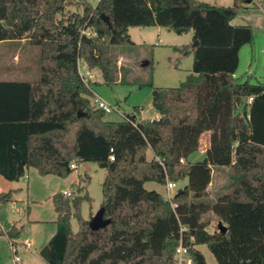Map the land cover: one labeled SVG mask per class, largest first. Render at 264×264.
Masks as SVG:
<instances>
[{"label":"trees","instance_id":"trees-1","mask_svg":"<svg viewBox=\"0 0 264 264\" xmlns=\"http://www.w3.org/2000/svg\"><path fill=\"white\" fill-rule=\"evenodd\" d=\"M249 1L234 0L232 7L197 0L85 1L83 14L58 20L68 0H0V43L29 41L41 50L38 81L0 82V176L18 182L34 169L65 179L77 170L72 164L86 163L107 171L102 207L111 223L93 231L81 216L82 203L92 201L83 194L88 184L79 185L75 197L55 194L57 232L40 252L44 264H176L181 242L193 264H207L202 246L218 264H264V83L235 78L254 30L232 22ZM153 27L193 33L198 45L191 74L178 88L148 84L159 120H140L136 107L121 122L106 121L79 63L100 71L108 86L122 84L128 71L118 66L116 51L135 46L130 28ZM144 66L153 72L152 61ZM205 132H211V148L193 163L200 138L201 147L208 146ZM215 169L226 170L227 182L209 199ZM168 182L184 184L171 202L145 188ZM14 194L1 193L0 205ZM211 216L217 219L212 231ZM6 236L15 245L20 232L12 227Z\"/></svg>","mask_w":264,"mask_h":264},{"label":"rangeland","instance_id":"rangeland-1","mask_svg":"<svg viewBox=\"0 0 264 264\" xmlns=\"http://www.w3.org/2000/svg\"><path fill=\"white\" fill-rule=\"evenodd\" d=\"M97 6L99 0H68L69 6L65 14H59L58 20L71 13L83 14L84 2ZM209 5L232 7L234 0H197ZM251 6L240 12L233 25L251 26L254 30L253 42L242 48L239 55V68L235 78L240 83L250 82L252 84L264 83V0H255ZM164 44H159V39L154 36L152 39H145L146 47L143 49L141 39V29L132 28L130 35L135 43L133 47L118 48L116 60L118 66L128 71V76L124 83L121 80L114 85L104 84L100 71L92 72L93 94L101 98L112 108L119 109L111 114H106L105 120L109 122H121L122 114L131 115L135 108L144 109L143 119L151 120L157 113L152 104V83L154 88H178L191 74L194 56L192 48L193 40L189 34L178 35L164 29ZM172 45L178 50L173 53ZM171 46V47H169ZM172 48V49H171ZM123 50V52H122ZM184 50V51H183ZM186 52V53H185ZM153 62V72L151 68H145V62ZM143 63V64H142ZM81 66H86L80 62ZM41 75V50L30 44L29 41L0 43V82H35ZM142 86V87H141ZM117 107V108H116ZM152 154L149 152L148 157ZM78 167V166H77ZM221 172V173H220ZM107 176V171L100 168L96 163H86L79 165L78 169L69 177L62 179L56 176H40L33 169L26 173L21 180L20 186L23 188L20 199L24 202L18 204L0 205V225L1 232L6 233L13 225H17L25 237L36 240L37 245L32 252L19 249V256L25 264H41L39 262V252L47 237L50 235L52 223L56 220L57 214L51 197L54 194L68 191L74 188L73 197L77 194V187H86L91 203L84 201L81 205L80 213L84 220L89 221L100 210L104 202L102 184ZM226 170L216 171L213 175V185L208 195L209 199H215L217 192L224 189L226 182ZM0 180L5 182L0 176ZM1 182V181H0ZM184 184H178L182 188ZM145 188L148 191H156L167 200L168 192L166 186L156 183H147ZM1 191H7L0 183ZM215 190V191H214ZM215 192V193H213ZM227 192V190L225 191ZM3 193V192H2ZM175 191L172 192V196ZM83 194H80L81 196ZM78 195V194H77ZM72 197V198H73ZM18 209V211H17ZM71 228L74 234L79 233V222L73 216L75 209H71ZM33 220L45 222V224L31 225L26 221L27 217ZM211 231L217 225V219L211 216ZM34 226V227H33ZM43 243V244H42ZM207 264H218L213 254L206 246L200 247ZM41 260V259H40ZM0 264H12V252L9 248V241L5 234L0 237Z\"/></svg>","mask_w":264,"mask_h":264},{"label":"crops","instance_id":"crops-1","mask_svg":"<svg viewBox=\"0 0 264 264\" xmlns=\"http://www.w3.org/2000/svg\"><path fill=\"white\" fill-rule=\"evenodd\" d=\"M255 2V1H254ZM250 3H251V0L249 1V3L247 4V7L246 8H248V7H250L251 5H250ZM236 20V19H235ZM234 20V21H235ZM233 23V22H232ZM237 26H240V25H237ZM131 29L132 28H130L129 29V34H130V31H131ZM141 29V34H142V38H144V39H141L142 40V42H143V49H145V48H147L146 47V41H145V39H148V38H153L154 36H157L158 37V39H159V44L161 45V44H164V41H163V38H164V35H165V37H166V32H164V29L163 28H160V27H153V28H140ZM191 36V38H192V40H193V33H189ZM188 34V35H189ZM130 37H131V35H130ZM132 39V38H131ZM169 47H171V46H169ZM172 47H174L173 49H172V51H173V53L175 52V51H177L178 50V48H177V46H173L172 45ZM240 55V54H239ZM146 64H147V62H145ZM143 64V63H142ZM145 65V64H144ZM145 67V66H144ZM90 72H91V78H92V72H95V71H91L90 70ZM236 75V74H235ZM152 101H153V97H152ZM117 108V107H116ZM117 110L119 111V109L117 108ZM140 111H141V113H140V120H145V118L143 119V113H145L144 112V109H141L140 108ZM124 115H128V114H122V116H124ZM161 118V116H160V114L157 112L154 116H153V118L151 119V120H159ZM204 134H208V138L206 139V141H208V146L207 147H205V148H202L201 147V145H200V141H201V138H200V140H199V151L196 153V154H194L193 156H191L190 158H189V161H191V162H193V163H195V162H198V161H200V160H202L203 159V156L205 155V153L211 148V132H205ZM203 134V135H204ZM202 135V136H203ZM201 136V137H202ZM149 152H151V156L150 157H148V159L149 160H152L153 159V157H154V155H153V152L152 151H149ZM149 152H148V154H149ZM79 167V166H78ZM78 167H77V169H78ZM32 169H30V170H28V172L29 171H31ZM34 170V169H33ZM220 170H223V169H220ZM219 169H215L214 170V172H213V175L215 174V172L217 171H220ZM34 171H36V170H34ZM37 172V171H36ZM38 173V172H37ZM221 173V172H220ZM25 178V177H24ZM24 178H22V179H24ZM21 179V180H22ZM21 180L20 181H18V182H8V181H6L5 179H4V181L5 182H2V180H0L1 182V185L3 186V187H5V188H7L6 190V192L5 191H1V190H3V189H0V194L3 192V193H7V192H10V191H14L15 192V194H14V196H13V201L11 202V204H18V203H22V202H24L23 200H21L20 199V195H18L19 194V192L21 193L22 192V190H23V188L20 186V184H21ZM186 184V183H185ZM212 185H213V181H212V184L210 185V187H209V189H208V192L210 193V191H211V187H212ZM68 191H74V188H70ZM215 191V190H214ZM62 193V192H61ZM213 193H215V192H213ZM216 193H217V190H216ZM55 195V194H54ZM53 195V196H54ZM53 196L51 197V200H52V198H53ZM53 203V202H52ZM54 206V205H53ZM54 210H55V208H54ZM17 211H18V209H17ZM56 212V211H55ZM26 221L28 222V223H30L31 225H39V224H45V222H43V221H39V220H33V219H29V216L27 217V219H26ZM56 221H57V218H56V220H53V221H49L50 223H52V229L50 230V235L47 237V239H46V241H45V243L42 245V247H41V250L50 242V240L54 237V235L56 234V232H57V225H56ZM12 227H16L18 230H19V232H20V236H19V238L17 239V240H15L14 242H15V245L18 247V249H24L25 251H27V252H32V250H34L35 249V245H37V243H36V240H34L33 238H31L30 239V237H25L23 234H22V231L19 229V227L17 226V225H13ZM11 227V228H12ZM34 227V226H33ZM2 231V229H1V225H0V237L2 236V234H5L6 235V233H4V232H1ZM7 237V236H6ZM7 239H8V241H9V248H10V250H11V243L12 242H10V240H9V238L7 237ZM27 245H29V246H27ZM41 250H40V252H41ZM199 250H200V248H199ZM40 252H39V255H40ZM18 255H19V252H18ZM12 257H13V255H12ZM40 257H41V255H40ZM41 259V260H40ZM42 261V263L41 264H44V261H43V259H42V257L41 258H39V262H41ZM21 264H25V263H23L22 262V260H21Z\"/></svg>","mask_w":264,"mask_h":264},{"label":"built area","instance_id":"built-area-1","mask_svg":"<svg viewBox=\"0 0 264 264\" xmlns=\"http://www.w3.org/2000/svg\"><path fill=\"white\" fill-rule=\"evenodd\" d=\"M84 34H86L87 36H91L92 31L91 30L85 31ZM79 73H80L81 79L83 80V82L85 84H88V82L91 81V72L87 66H85V67L81 66V64L79 63ZM252 101H253V98H251L249 100L250 103ZM92 104L96 109L102 110L106 114H111L114 111H117L116 109H114L110 105H108L106 102H104L101 98L97 97L95 94L92 98ZM110 159L112 161L115 160L114 156H111ZM71 168L76 169L77 167L75 164H72ZM177 188H178V186L176 183H172V182L167 183V185H166V190L168 192L167 201H169V202L172 201L173 196L171 193L174 191L176 192ZM62 195L65 197H71L73 195V191H64V192H62ZM27 246H29V245H27ZM11 252L13 255L12 264H21V258L18 255L19 249L13 243H11ZM175 262H176V264H193V260L190 257L189 250L185 245H183L182 242L176 250Z\"/></svg>","mask_w":264,"mask_h":264},{"label":"water","instance_id":"water-1","mask_svg":"<svg viewBox=\"0 0 264 264\" xmlns=\"http://www.w3.org/2000/svg\"><path fill=\"white\" fill-rule=\"evenodd\" d=\"M101 19L109 26V28H112L109 19L105 15H102ZM197 45H198V42H195L194 47H196ZM83 116H85L84 113H82V112L78 113L79 118H81ZM181 192H182V190L179 191V193H181ZM104 213H105V208L103 207L93 218H91V220L89 222L91 230L98 231L100 229L105 228L107 225H109L111 223L110 220H106L104 218ZM218 229L222 234L227 233V228L222 223H218Z\"/></svg>","mask_w":264,"mask_h":264}]
</instances>
